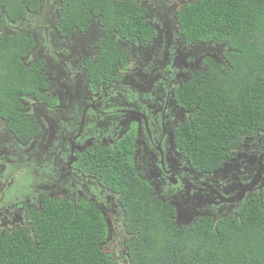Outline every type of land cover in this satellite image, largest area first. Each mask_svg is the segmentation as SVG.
Here are the masks:
<instances>
[{
  "label": "flooded vegetation",
  "instance_id": "1",
  "mask_svg": "<svg viewBox=\"0 0 264 264\" xmlns=\"http://www.w3.org/2000/svg\"><path fill=\"white\" fill-rule=\"evenodd\" d=\"M117 1L148 9L149 40L125 35L93 7L61 22L62 0H39L0 30L26 41L19 61L37 74L33 91L15 92L30 131L0 115V237L16 230L34 237L43 199L95 206L110 227L115 218L123 223L119 193L102 176L113 167L110 152L126 161L124 175L128 169L149 187V198L173 208L179 226L236 215L264 193V121L243 131L212 172L193 167L178 140L195 107L175 96L197 73L224 63L223 43L187 41L178 32L175 14L186 0ZM118 244L120 260L107 251L128 264L123 237Z\"/></svg>",
  "mask_w": 264,
  "mask_h": 264
},
{
  "label": "trees",
  "instance_id": "2",
  "mask_svg": "<svg viewBox=\"0 0 264 264\" xmlns=\"http://www.w3.org/2000/svg\"><path fill=\"white\" fill-rule=\"evenodd\" d=\"M62 1L61 22L72 14L81 18L93 7L125 35H142L144 42L152 35L143 20L148 13L143 5ZM38 5L39 0H0V30L5 20ZM175 18L187 41L211 40L224 47V63L197 73L175 96L184 107H195L190 124H185L189 126H183L178 137L184 154L193 167L212 172L227 160L243 131L264 121V0H186ZM24 45L26 41L0 37V115L26 133L31 123L19 116L15 92L33 91L37 74L19 61L21 50H28ZM106 159L113 167L102 176L105 182L110 178L107 186L119 193L125 207L119 234L128 264H264V193L244 202L236 215L202 216L179 226L172 207L149 198V187L128 169L124 175V159L112 152ZM82 204L63 197L43 199V210L32 223L34 237L23 230L0 237V264H121L104 250L112 225L109 217Z\"/></svg>",
  "mask_w": 264,
  "mask_h": 264
},
{
  "label": "rangeland",
  "instance_id": "3",
  "mask_svg": "<svg viewBox=\"0 0 264 264\" xmlns=\"http://www.w3.org/2000/svg\"><path fill=\"white\" fill-rule=\"evenodd\" d=\"M121 226H122L121 221H117L116 218L113 219V227H110V231L108 232L109 238L107 240L108 241L107 248L109 247V249L112 250V252H114L117 255V257L115 258H118V259L121 257V254H118L121 251V246H119L118 244L119 240H122V237L118 232ZM104 250H107V249H104Z\"/></svg>",
  "mask_w": 264,
  "mask_h": 264
}]
</instances>
